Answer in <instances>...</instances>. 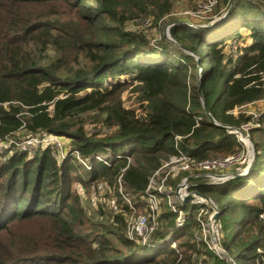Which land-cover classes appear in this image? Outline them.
Here are the masks:
<instances>
[{
	"label": "trees",
	"instance_id": "trees-1",
	"mask_svg": "<svg viewBox=\"0 0 264 264\" xmlns=\"http://www.w3.org/2000/svg\"><path fill=\"white\" fill-rule=\"evenodd\" d=\"M176 1L0 0V264H264V112L248 131V173L190 187L218 213L221 253L203 236L210 210L186 203L177 226L164 194L147 243L126 236L128 216L147 211L149 179L178 151L198 162L242 151L205 109L239 129L249 118L231 112L264 99V0H219L234 2L215 25L172 26L171 42L152 43ZM128 89L139 112L124 107ZM43 136L68 143L66 157L17 146ZM77 189L103 204L86 207Z\"/></svg>",
	"mask_w": 264,
	"mask_h": 264
},
{
	"label": "built area",
	"instance_id": "built-area-1",
	"mask_svg": "<svg viewBox=\"0 0 264 264\" xmlns=\"http://www.w3.org/2000/svg\"><path fill=\"white\" fill-rule=\"evenodd\" d=\"M216 5V0H213L209 3L207 7H205L206 10H211L213 6ZM233 112V111H232ZM243 131H247V127H242ZM237 133V132H236ZM234 134V133H233ZM240 134V133H239ZM240 139L238 142L242 145V151L238 154L231 155L224 158H217V159H211V160H205V161H195L185 153L178 151L176 155L169 158L167 162H164L162 166L152 175V177L149 179L146 191H145V204L147 211L145 214H140L138 216H135L134 213L130 214L127 218L126 222V236L128 239L133 240L135 238H140L142 242L145 244L147 243V240L149 237L155 232L156 230V217L159 212V195H166L167 200L169 199V208L177 213L178 215L182 216V218H176V225L182 226L187 218V214L183 213L182 209L180 207L183 204L189 203L199 206H205L207 209H209L212 213L208 217V220L212 217V215L215 213L214 205L210 200L204 201L202 198L197 197L194 192L190 191V187L192 186L191 183H187V179L181 180L180 186L173 192L170 191V188L168 189L166 186L168 176L170 174L172 176H175L176 174H182V173H188L190 171H195L197 173H200V175L204 176L205 178L209 179V184H218L223 183L226 180L233 178V176H230L232 172H235L237 170H241L242 164L246 161L248 158V148L249 144L244 142L243 138L245 136L239 135ZM43 140L40 141V143H48L43 142L44 140L48 139L51 140V144L56 143L58 146L60 142H62L60 139L51 137V136H45L41 138ZM38 138L35 139H29L24 142V144L21 146L22 150H27L30 144L35 143L38 144ZM248 142V140H247ZM60 146V145H59ZM244 147V148H243ZM247 154V155H246ZM246 156V157H245ZM79 163H81L86 168L88 167L87 162H84L78 158ZM164 169H168L166 175H164L160 181L157 183V185L154 183L155 176L160 175V172ZM230 171V172H229ZM244 173L243 171H240L239 174ZM159 177V176H158ZM154 179V180H153ZM101 186H98L97 190H100ZM187 190L189 192V195L187 193ZM119 192H121L119 190ZM191 196L193 199L191 201H188L185 203V199L187 197ZM127 205L130 209L133 208L130 201L123 197ZM97 200L96 192H93L90 196V201L92 203H95ZM109 207L112 212H115L117 210V206L114 200H111L109 202ZM206 213L204 209H201L200 214ZM183 219L182 221H180ZM207 220V221H208ZM208 225V224H207ZM209 227V225H208ZM216 227V232H217ZM218 234V233H217Z\"/></svg>",
	"mask_w": 264,
	"mask_h": 264
},
{
	"label": "rangeland",
	"instance_id": "rangeland-1",
	"mask_svg": "<svg viewBox=\"0 0 264 264\" xmlns=\"http://www.w3.org/2000/svg\"><path fill=\"white\" fill-rule=\"evenodd\" d=\"M211 1H213V0H192V1L177 0L174 4L172 15L169 18H166L162 24L157 26V28H150L148 30V37L151 39V42L155 44L157 41H159L158 38L160 36L163 37L167 42H171V39L169 37V29L172 26L185 25L188 27L199 28L200 26L205 27V26H209L212 23H215V22L217 23L218 21H221L219 19L227 12L228 8L225 10L224 4H222V2L220 3L219 0H216V5L213 6L211 8V10L208 11L205 9V7H207ZM170 19H172V20L170 21ZM168 21H170V22H168ZM229 44H231L229 46V48H231L229 51L230 52L236 51V49L238 48V45H237L238 43L235 41H231ZM262 81H263V85H264V77L262 78ZM106 84L108 85L109 82ZM122 101H123L124 107L126 109H136V110H138L137 112L140 111V108H139L140 103H138V101H137L136 94H134L130 89H128L122 95ZM263 112H264V99L255 101V102L247 104V105H243L241 107H237L236 109L233 110V112H231V114L234 117L239 116V115H244V116L249 118V122L247 124L240 125L239 130L243 134V136H245L243 138L244 142H246L250 145L248 148V152H249L248 158L242 164L241 170L239 169L235 172L230 173L231 174L230 176H233V178L235 177L234 175H238L240 173V171H243L247 167L248 163H250V160L254 159V147H253L251 140L249 138L248 131L253 127L254 128L258 127V125H259L258 121L260 120V115ZM95 125H96V131L102 133L104 130V127H102L101 125L99 126V124H95V123L87 124L85 126L86 131L92 130L93 126H95ZM244 126L247 127V129H248L247 131L242 130V127H244ZM234 135H236L238 140L240 139V136H239L240 134L238 132L237 133L234 132ZM43 137H41V138H43ZM41 138H39L40 140H38V144H35V143L30 144L31 146H29V150H31L34 147H37L39 145H42V147H46L48 145L52 149H54L56 157L58 158V160L66 157L65 154H66V148L68 146L67 145L68 143H65L63 145L62 142H60V143H58L60 146L59 145L57 146L56 143L52 142V144H51V142H50L51 140H48V139L43 141V142L48 141V143H40V141L43 140ZM247 140H248V142H247ZM23 144H24V142L21 144L18 143L17 146L20 148V150H22L21 146ZM5 148H8L7 144L1 143L0 144V153H2V151ZM81 166L85 168V166H83L82 164H81ZM167 171H168V169H164L160 172V175H158L159 177L155 176L154 183L156 185L160 181V179L164 175H166ZM183 179H187L188 180L187 183L192 179V181L189 182L191 184H195L196 182H198V180L207 181V183L209 181V179L200 175V173H197L195 171H190L188 173L176 174L175 176H172L170 174V176H168L166 186L168 189L170 188V191L174 192L180 186L181 180H183ZM173 185H175V189H173ZM100 186L103 187L104 185L100 184ZM76 188H77V186L74 187V189H76ZM92 190L90 191V193L88 195L86 193H83L84 191L82 192V190L77 189V192H79L80 195H82V193H83V195H82L84 197L83 201L85 203V206L88 208H92L93 206H96V205H98L99 202H101L100 198H99V201H97L98 200L97 199L95 201V203H92L90 201V196L92 194ZM187 193L189 195L188 190H187ZM192 199L193 198H191V200ZM204 201L206 202V200H204ZM166 203H167V205H169V203H170L169 199L167 200ZM101 204H103V202H101ZM183 205H185V204H183ZM108 206H109V204H108ZM183 213H184V211H183ZM210 213H212V212L210 211ZM134 215L138 216L140 214L134 213ZM182 217H183V215L182 216L178 215L177 218L180 219ZM182 220L183 219H181L180 221H182ZM216 227L217 226L215 225V223H213L212 225H210V227H208L207 222H206V223H203V225H202V231L204 232L203 236L206 238V241H208V245L210 246V248L213 251L216 250L218 252V251H220V248H219V236L217 234L218 230L216 232ZM209 229H211V230H209Z\"/></svg>",
	"mask_w": 264,
	"mask_h": 264
},
{
	"label": "water",
	"instance_id": "water-1",
	"mask_svg": "<svg viewBox=\"0 0 264 264\" xmlns=\"http://www.w3.org/2000/svg\"><path fill=\"white\" fill-rule=\"evenodd\" d=\"M233 2H234V1L231 2L229 8L227 9V12H226V13H225V14H224L219 20H222V19H224V18L226 17V15H227V13L229 12L230 7L232 6ZM218 22H219V21H218ZM215 24H216V22L210 24L209 26H213V25H215ZM197 65H198V67H199V66H200V62H197ZM205 114H206V116L208 117V119H209V121L211 122L212 125L217 126V127H220V128H222V129H225L226 131H228V132L231 133V134H233L234 132H238V133H240V134L243 136V134L240 132L239 129H236V128H233V127H229V126H225V125H219V124L215 123L214 120H213L212 117L209 115V113L207 112L206 109H205ZM253 160H254V159H253ZM253 160H250V163H248L247 167L244 169V173H242V174H238V175H234V176H235L236 178H239V177H242L243 175H246V174L248 173V171L250 170V168H251V165H252V163H253ZM194 194H195L197 197L202 198V199H204V200H206V201L209 200V199L206 198V197L200 196V195H199L198 193H196V192H194ZM191 198H192L191 196L187 197V199H185V203L188 202V201H190ZM214 210H215V213H214V214L212 215V217L207 221V224L209 225V227H210V225H212V224L216 221V219H217V215H218V213H217V211H216L215 208H214ZM209 230H211V229H209ZM215 251H216V250H215ZM216 253H221V252H220V251H218V252L216 251Z\"/></svg>",
	"mask_w": 264,
	"mask_h": 264
}]
</instances>
